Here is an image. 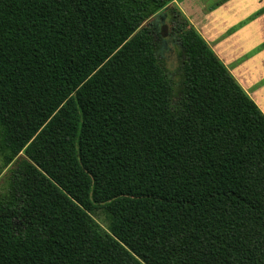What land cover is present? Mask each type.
Segmentation results:
<instances>
[{"label": "trees", "instance_id": "trees-1", "mask_svg": "<svg viewBox=\"0 0 264 264\" xmlns=\"http://www.w3.org/2000/svg\"><path fill=\"white\" fill-rule=\"evenodd\" d=\"M5 169L0 264H264V114L172 0H0Z\"/></svg>", "mask_w": 264, "mask_h": 264}, {"label": "crops", "instance_id": "crops-1", "mask_svg": "<svg viewBox=\"0 0 264 264\" xmlns=\"http://www.w3.org/2000/svg\"><path fill=\"white\" fill-rule=\"evenodd\" d=\"M194 1L172 0L264 114V0H216L199 24Z\"/></svg>", "mask_w": 264, "mask_h": 264}, {"label": "rangeland", "instance_id": "rangeland-1", "mask_svg": "<svg viewBox=\"0 0 264 264\" xmlns=\"http://www.w3.org/2000/svg\"><path fill=\"white\" fill-rule=\"evenodd\" d=\"M216 0H201V4L199 0L194 1L191 5L195 8V15L196 18H191L194 24L202 23L203 16L207 13L206 8L209 7L212 3ZM179 2V0H177ZM156 17H152L148 21V26L153 27V33L155 38V47H156V56L158 61L160 62L161 66L164 68L167 76L174 82L178 83L180 78V64H181V57L179 55L180 47L177 41L174 39L173 35L169 33V26L168 20L163 17L161 23L155 25ZM155 25V27H154ZM24 155L23 152L20 153ZM6 169L3 170L2 174L0 175V191H2L4 183L1 177L5 178ZM94 220L97 222L100 228L106 229L107 222L105 213L101 208H98L95 213L93 214Z\"/></svg>", "mask_w": 264, "mask_h": 264}]
</instances>
